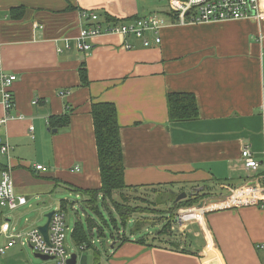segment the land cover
<instances>
[{
	"label": "crops",
	"instance_id": "crops-1",
	"mask_svg": "<svg viewBox=\"0 0 264 264\" xmlns=\"http://www.w3.org/2000/svg\"><path fill=\"white\" fill-rule=\"evenodd\" d=\"M168 4L155 14L165 16ZM142 6L137 0H0L2 68L17 76L12 119L0 126V143L9 144L11 151L9 158L0 154V162L12 168L19 195L29 199L63 190L93 211L86 205L88 196L75 191L102 186L93 102L117 108L129 187L165 184L176 198L172 192L206 190L207 184L220 182L225 192L246 181L245 146L264 165V0L252 19L173 24L165 16L162 43L155 45L151 37L149 48L137 37L122 35L96 37L88 53L74 47L82 28L90 25L83 13L132 19L147 16ZM84 64L87 87L81 86L79 73ZM169 93L194 94L199 118L170 122ZM4 114L0 106V118ZM65 114L71 115L70 125L51 129L50 118ZM35 165L48 172H36ZM137 191L133 195L148 201L130 199V206L152 202L148 205L153 209L156 204V209L169 208L160 202L171 196L161 200L163 192ZM102 199L100 195L96 206L109 215H102L104 220L99 216L103 235L97 229L89 232L92 246L84 250L72 237L82 251H93L94 264H264V250L259 249L264 245V210L259 207L209 211L184 224L177 217L174 235L160 244L153 238L167 215L145 211L124 227L111 203ZM63 200L68 209L72 204L67 196ZM184 209L191 208L178 214ZM89 218L80 220L86 231ZM138 221L145 222L140 231L135 230ZM153 225L160 227L157 233H151ZM143 238L153 246L140 243Z\"/></svg>",
	"mask_w": 264,
	"mask_h": 264
},
{
	"label": "built area",
	"instance_id": "built-area-1",
	"mask_svg": "<svg viewBox=\"0 0 264 264\" xmlns=\"http://www.w3.org/2000/svg\"><path fill=\"white\" fill-rule=\"evenodd\" d=\"M168 13L172 20L174 17L177 20L173 24L252 19L259 14V0H169ZM82 16L88 19L90 25L82 28L74 47L84 53L92 51L94 39L101 35L137 37L143 40L146 48L153 45L151 37H154L155 45H160L162 43L161 30L168 23L165 16L161 14H150L134 21L117 24L108 22L103 15L95 11L89 14L83 13ZM127 48L131 47L127 46ZM65 49H71L69 41L65 42ZM16 82V74L8 73L2 68L0 51V106L5 113L0 118V126L6 125L12 119L10 111L15 106L13 87ZM10 151L9 144L1 143L0 154L2 156L9 158ZM242 158L247 172L244 184L236 187L222 199H217L223 201V204L212 206L211 203L217 200L203 201L202 207L179 212V223L199 221L205 217L206 213L214 210L250 206L264 210V165L253 157L250 146L244 147ZM34 169L38 173L48 172V168L43 165H35ZM27 203L28 199L17 193L13 170L7 166L6 169L0 171V264H4L2 260L8 252L20 246L29 247L35 258L43 262L42 264H68L71 255L65 246L67 227L63 210L58 209L54 212L49 225L48 241L39 228L29 230L25 233L26 239L23 240L24 230L18 229L13 213ZM84 248L85 246L81 247L83 250ZM259 249L264 250V245L259 246ZM43 258L47 260H42Z\"/></svg>",
	"mask_w": 264,
	"mask_h": 264
},
{
	"label": "trees",
	"instance_id": "trees-1",
	"mask_svg": "<svg viewBox=\"0 0 264 264\" xmlns=\"http://www.w3.org/2000/svg\"><path fill=\"white\" fill-rule=\"evenodd\" d=\"M72 8V7H71ZM165 16L169 13L165 12ZM110 23H121L134 21L139 17H134L132 19H118L114 18L108 14H101ZM175 17L173 22L176 23ZM80 80L81 86L87 87L90 84L88 79V72L85 64L81 66L80 69ZM169 120L170 122H185L193 121L199 118V107L197 103L196 96L192 93H169L167 96ZM91 116L94 123V134L97 145V154L99 161V170L102 186L97 190H79L75 189L79 194L82 193L88 196L89 207L93 206L92 209L94 213L100 216L103 220L102 213L97 208V203L99 196H102L103 203H111L114 208L115 213L118 215L122 226L126 227L128 223L132 220L134 215L144 214L145 211H151L150 214H155L153 212H158L155 215H167L166 223L163 228L156 234L153 238L154 242L161 244L166 238L174 235L172 224L176 221L178 217V211L182 208H193L199 203L203 202L206 198L205 195L201 193L196 196H190L186 200H183L177 204H173L174 196L172 197L167 190V186L164 184L156 186H142V187H129L125 183V164H124V153L120 134V124L118 121V111L114 103L111 102H93L91 108ZM71 115L65 114L62 116H53L50 118L49 126L51 129L63 128L70 125ZM1 146V143H0ZM6 169V167L0 162V171ZM151 188L154 193H161L171 196V199L164 200L165 202H160L161 205L169 207L167 210L151 208L148 204L146 207L130 206V199H148L145 197L136 196L133 194L139 193L137 190ZM234 188V187H232ZM229 189V188H228ZM226 189V190H228ZM207 190V189H206ZM234 190V189H232ZM147 191V190H144ZM165 191V192H164ZM226 193V191H225ZM163 196V195H162ZM163 197H161V200ZM68 201L62 200L60 208L63 211L67 210ZM164 211V212H163ZM163 212V213H162ZM164 214V215H163ZM166 217V216H165ZM115 221V219H113ZM106 223V221H105ZM142 223L138 221L136 225V231H140ZM88 231L85 230L84 224L82 222H77L72 233V237L77 246L91 247L92 240L89 232L97 229V233L102 234L103 227L97 226L95 219L89 218L88 220ZM98 227V228H97ZM103 235V234H102ZM128 240V239H125ZM123 240V241H125ZM140 243L147 245L146 239L143 238L139 240ZM152 247L153 244H148Z\"/></svg>",
	"mask_w": 264,
	"mask_h": 264
},
{
	"label": "rangeland",
	"instance_id": "rangeland-1",
	"mask_svg": "<svg viewBox=\"0 0 264 264\" xmlns=\"http://www.w3.org/2000/svg\"><path fill=\"white\" fill-rule=\"evenodd\" d=\"M166 1L167 0H137V4L143 5L142 9L146 10L147 15L159 13V10H165L166 9ZM168 3V2H167ZM162 14V12H160ZM219 187H222L220 185V182H216L214 184H207L206 189L201 194L205 195L206 198L204 199V202L222 199L223 197L229 195L232 192V187H229L228 190H226V193L219 189ZM187 193H190L188 190L189 188H185ZM68 197L69 203L72 204L69 206V208L64 212L65 215V221H66V241L65 246L67 251L70 255L76 254L78 262L77 264H94L97 263L92 250L88 251H82L80 248H78L73 240H72V233L75 227V224L79 222L80 220L84 223H86V218L91 216L96 220V223L99 226H102V219L99 218V216L94 213L90 208L85 206L82 203V199L78 198L76 200L75 196H71L68 193H65L60 190L55 191H48V192H41L37 193L32 197H29L27 205L20 207L17 209L13 214L15 215L14 219L16 221L17 227L20 230H24L23 233V240L26 239L25 233H27L29 230L34 228H40L44 226L47 223L46 215L50 212H55L58 209H61L60 202L65 197ZM168 196L164 195L163 200L166 199ZM171 199V198H170ZM200 204V203H199ZM198 204V205H199ZM198 205L195 206V208L198 207ZM102 215L105 219H109V215L103 209V207H99ZM185 210V209H184ZM160 227L158 225L151 226L150 230L151 233H157L158 229ZM106 232V238L109 240V230L105 229ZM146 235V234H145ZM144 235V236H145ZM149 235V234H148ZM96 247L99 250H103V244L99 242L98 239H96L95 243ZM102 260V258H101ZM2 263L4 264H42L43 262L32 254L29 247H18L10 252L4 257L2 260Z\"/></svg>",
	"mask_w": 264,
	"mask_h": 264
},
{
	"label": "water",
	"instance_id": "water-1",
	"mask_svg": "<svg viewBox=\"0 0 264 264\" xmlns=\"http://www.w3.org/2000/svg\"><path fill=\"white\" fill-rule=\"evenodd\" d=\"M253 14L255 15V13H253ZM204 190H205V188L201 187V188H197V189L191 191L190 193L182 192L181 194H178V195L176 193L172 192L176 196L173 204H177L183 200H186L190 196H196V195L202 193ZM203 205H204V202H201L199 204V207H202ZM53 215H54V212L48 213L46 215L47 223L44 226L39 228L40 231L42 232V234L44 235L46 241L49 240V238H48L49 225H50V222H51ZM36 257H38V256H36ZM42 260H47V258H43ZM77 262H78L77 255L76 254L71 255V258L69 259L68 264H77Z\"/></svg>",
	"mask_w": 264,
	"mask_h": 264
}]
</instances>
